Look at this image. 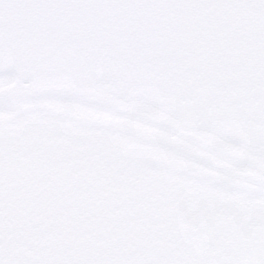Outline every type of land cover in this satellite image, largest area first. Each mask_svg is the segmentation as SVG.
<instances>
[{"label":"snow or ice","instance_id":"snow-or-ice-1","mask_svg":"<svg viewBox=\"0 0 264 264\" xmlns=\"http://www.w3.org/2000/svg\"><path fill=\"white\" fill-rule=\"evenodd\" d=\"M0 264H264V0H0Z\"/></svg>","mask_w":264,"mask_h":264}]
</instances>
